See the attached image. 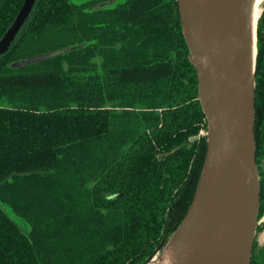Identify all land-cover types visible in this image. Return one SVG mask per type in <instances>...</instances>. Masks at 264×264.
Here are the masks:
<instances>
[{"label": "trees", "instance_id": "trees-1", "mask_svg": "<svg viewBox=\"0 0 264 264\" xmlns=\"http://www.w3.org/2000/svg\"><path fill=\"white\" fill-rule=\"evenodd\" d=\"M24 2L0 0V40ZM257 39L259 167L264 13ZM57 50L65 52L14 66ZM189 57L177 0H37L0 57V264H146L162 255L207 152Z\"/></svg>", "mask_w": 264, "mask_h": 264}, {"label": "water", "instance_id": "water-1", "mask_svg": "<svg viewBox=\"0 0 264 264\" xmlns=\"http://www.w3.org/2000/svg\"><path fill=\"white\" fill-rule=\"evenodd\" d=\"M195 1L177 0L183 33L190 50L189 59L197 71L200 102L208 121L207 152L194 201L169 244L189 216L197 199L201 198L202 193L208 194L211 196L209 199L211 212L223 214L225 217H228L233 209L249 205L243 228L237 239L232 242V250H227L226 259L223 262L224 264H251L260 210V179L256 163L254 134L255 89L253 104L255 149L251 176L253 188L250 202H246L242 200L243 168L237 151L241 124L234 114L236 105L239 103V90L243 91L244 87L243 84L233 78L220 74V72L231 73L242 62L247 16L244 15L242 0H222L221 28L226 33L235 34L236 43L233 47V49L235 48L234 52L233 50L228 51L230 54L233 53L232 57L215 61L212 57V50L201 39L196 31L194 21L190 18ZM36 2L37 0H25L15 21L0 40V57L11 49L17 35L33 12ZM108 5L110 3L101 4L98 8H104ZM154 259L156 258L150 259L146 264L151 263Z\"/></svg>", "mask_w": 264, "mask_h": 264}, {"label": "bare ground", "instance_id": "bare-ground-1", "mask_svg": "<svg viewBox=\"0 0 264 264\" xmlns=\"http://www.w3.org/2000/svg\"><path fill=\"white\" fill-rule=\"evenodd\" d=\"M244 15L247 16V31L242 62L231 73L220 72L222 76L233 78L243 84L239 90V103L234 110L241 129L237 151L242 162L243 201L250 202L253 184L251 176L254 166L255 142L253 137L254 89L257 59V29L262 14L264 0H242ZM222 0H196L190 18L194 21L196 31L212 50L215 61L232 57L236 35L226 33L221 28ZM210 195L201 194L189 216L173 238L165 255L157 264H217L213 260L223 252V261L227 250H232L240 234L249 208L233 209L228 217L211 212ZM214 255V257L212 256ZM222 262V261H220ZM150 264V263H148ZM222 264V263H220Z\"/></svg>", "mask_w": 264, "mask_h": 264}, {"label": "rangeland", "instance_id": "rangeland-1", "mask_svg": "<svg viewBox=\"0 0 264 264\" xmlns=\"http://www.w3.org/2000/svg\"><path fill=\"white\" fill-rule=\"evenodd\" d=\"M262 13H264V6L261 9ZM65 50H57V51H53L44 55H40L34 58H30L21 62H18L16 64H14V66H23V65H27V64H31L34 62H38L40 60L43 59H47L50 57H53L55 55L64 53ZM258 174H259V179H260V175L262 173H264V144H263V148L259 154V161H258ZM11 217L13 218V220L17 223V225L20 227V229L24 232L28 231L27 229H29V227L27 228V225L25 223V221L20 218L19 216L16 215H11ZM165 255V252H163V254L154 259L153 261H151L150 264H157L162 257ZM214 257V255H212ZM254 256V259L256 257V261L255 264H264V213L262 214V216L258 219V226H257V230H256V237L254 240V246H253V253H252V258ZM216 263L218 261L217 264H224L223 262V258L221 257V255L217 258L213 259ZM222 261V262H220ZM252 262V259H251Z\"/></svg>", "mask_w": 264, "mask_h": 264}]
</instances>
